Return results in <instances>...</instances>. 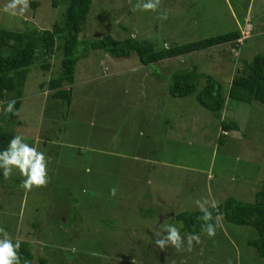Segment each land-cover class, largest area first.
I'll return each instance as SVG.
<instances>
[{
    "label": "rangeland",
    "instance_id": "1",
    "mask_svg": "<svg viewBox=\"0 0 264 264\" xmlns=\"http://www.w3.org/2000/svg\"><path fill=\"white\" fill-rule=\"evenodd\" d=\"M7 2L0 0V27L25 31L61 22L68 0L57 6L29 0L22 16L4 12ZM139 2L147 0H93L79 38L130 36L161 47L238 29L249 35L238 46L149 65L134 53L116 58L91 50L79 59L74 84L64 86L71 88L69 107L48 89L61 71V55H53L47 68L42 61L32 64L16 122L0 119V126L45 153L49 183L25 191L18 169L3 177L0 228L30 244L35 264L42 256L49 264H264L248 244L257 236L254 227L221 217L215 236L197 233L200 243L193 241L188 251L189 232L174 216L200 210L198 199L256 201L264 186V104L227 99L222 119L239 129L220 139V119L196 98L204 78L193 94L169 95L171 74L193 64L226 95L243 62L264 54V0H160L156 11L134 10ZM164 224L179 229L184 250L155 244Z\"/></svg>",
    "mask_w": 264,
    "mask_h": 264
},
{
    "label": "trees",
    "instance_id": "2",
    "mask_svg": "<svg viewBox=\"0 0 264 264\" xmlns=\"http://www.w3.org/2000/svg\"><path fill=\"white\" fill-rule=\"evenodd\" d=\"M38 6L37 2H32ZM53 5H58V0H53ZM93 7V0H68L66 11L61 22L53 24L52 28L38 29L33 26L25 31H15L0 27V105L3 110L9 101L15 100L14 111L18 114L5 115L0 112V119L4 125L14 124L19 116L23 90L29 71V67L37 61H42V67H49V60L53 55H61V71L57 76L48 81V89L51 97L62 100L69 107L71 101V88L64 86L74 84L75 71L79 59L87 57L91 50H103L111 56L129 57L133 53L144 65L153 64L168 58L188 55L203 49L218 45L238 46L236 41L241 36V30L198 39L191 42L175 45H163L157 47L148 39L128 37L116 39L107 34L98 39L81 40L79 34L85 26ZM201 78L205 79L204 86L197 92L198 103L210 110L220 119L223 133L238 130L236 121L222 119L221 111L225 108L227 99L239 102L251 103L259 101L264 104V54H256L248 62L244 61L242 68L237 69L227 94L222 91L218 81L209 74L198 71L193 64L189 69L174 72L170 76L169 95L173 97H185L197 91ZM0 126V151L7 147L8 141L15 136L13 131ZM3 171L0 170V182L3 179ZM212 212L215 217L220 215L224 220L237 225L252 226L257 236L249 239L248 244L255 247L261 258L264 259V186L257 193L255 202H245L234 197H228L217 205ZM183 222V229L192 234L205 233L202 231L201 219L203 213L200 210L184 211L174 214ZM17 240H14L15 243ZM18 255L20 264L24 261L32 262L33 253L27 241L19 240ZM37 264H49L47 258L39 257Z\"/></svg>",
    "mask_w": 264,
    "mask_h": 264
},
{
    "label": "clouds",
    "instance_id": "3",
    "mask_svg": "<svg viewBox=\"0 0 264 264\" xmlns=\"http://www.w3.org/2000/svg\"><path fill=\"white\" fill-rule=\"evenodd\" d=\"M160 4V0H147V2H139L134 6V10L141 11H156ZM29 8V0H8L4 5L3 11L9 13L12 16L23 15ZM161 19H167V14L162 13ZM249 32L247 30L241 32V36L244 41ZM238 39L236 40L238 42ZM241 44L242 42H238ZM16 101L12 100L7 103V107L4 108L5 115L12 113L18 114L14 111ZM0 169L3 170V176L5 179H9L12 176L13 169H18L19 174L23 177L19 187L25 191H31L34 187H46L49 183L48 176V160L45 153L39 151L37 147L25 142L23 135L13 136L7 144V147L0 151ZM110 194L115 196L116 189L112 188ZM195 204L203 213L201 219L205 222L202 224V231L206 232L209 237H214L216 234V228L220 226L221 216L215 217L216 223H209L213 220L212 212L209 210L217 208V202L204 198L198 199ZM167 233V235H164ZM156 240L155 244L164 249L168 245L175 247L178 251L184 250V238L181 237L179 229L174 224H164L161 226V230L155 232ZM0 264H20V256L18 250L20 247V241L17 240L13 243V240L9 233L0 228ZM187 249L191 251L193 241L200 243V237L198 234L189 233L186 236ZM24 264H29V261L25 260ZM231 264V261L228 262Z\"/></svg>",
    "mask_w": 264,
    "mask_h": 264
},
{
    "label": "built area",
    "instance_id": "4",
    "mask_svg": "<svg viewBox=\"0 0 264 264\" xmlns=\"http://www.w3.org/2000/svg\"><path fill=\"white\" fill-rule=\"evenodd\" d=\"M238 42H242V38L238 39Z\"/></svg>",
    "mask_w": 264,
    "mask_h": 264
}]
</instances>
